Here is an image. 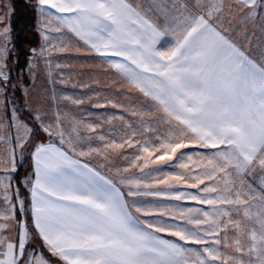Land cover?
<instances>
[{"label":"snow or ice","instance_id":"1","mask_svg":"<svg viewBox=\"0 0 264 264\" xmlns=\"http://www.w3.org/2000/svg\"><path fill=\"white\" fill-rule=\"evenodd\" d=\"M37 4L48 20L43 28L66 29L141 93L146 108L161 115L140 119L139 128L126 122L130 134L119 140L98 134L102 145L94 147L81 142L75 124L66 132L59 113L49 122L39 109L27 112L32 128L13 107L11 119L23 132L16 147L23 149L36 132H43L47 142L32 145V170L23 182L26 199L12 184L15 147L10 163L0 165V264H264V0ZM233 8L254 28L260 18L259 39L246 26L235 27ZM11 11L6 7L0 14V111L5 116L14 104L9 86L16 87L7 64ZM53 20L58 27H51ZM41 35L50 38L43 30ZM59 39L63 43L65 37ZM95 127L89 125L92 131ZM197 146L213 151H183ZM116 155L125 167H108ZM88 157L99 162L93 165ZM164 166L185 171L166 172ZM106 167L118 179L105 174ZM132 169L142 175L129 174ZM170 180L196 189L195 194ZM149 181L165 187L154 188ZM148 196L190 199L209 208H176L192 226L187 227L164 220L176 219L168 211L173 205L134 199ZM229 247L237 255L223 251Z\"/></svg>","mask_w":264,"mask_h":264},{"label":"rangeland","instance_id":"2","mask_svg":"<svg viewBox=\"0 0 264 264\" xmlns=\"http://www.w3.org/2000/svg\"><path fill=\"white\" fill-rule=\"evenodd\" d=\"M28 2L30 8L35 12V25L32 32L35 34L36 45L29 49L30 56L27 59V66L23 70L16 69L15 64H10L7 60V64L11 69L12 85H16L15 88H12L11 85L9 86L11 90L8 94V99L14 101V104L10 103L8 105L7 116H5L3 111H0V165L10 163V148L15 147L17 169L22 166L23 163L27 162L24 177L30 173L28 166L30 155L33 151L32 145L40 140L47 142V137L43 132H36L28 143L24 145L23 149L16 147V137L17 135H21L22 137L23 132L22 130L18 131L14 126V121L11 119L13 107H15L19 117L32 128H35V122L29 119L26 114L27 112L39 109L41 113L49 117V122H54L55 114L59 113L66 132L71 133L72 127L75 124L79 136L82 138L81 142L84 144L90 143L94 147L102 145V142L97 138L98 134H104L109 140H119L122 135L130 134L126 122H131L134 128H139L137 122L140 119L157 120L161 115L155 108H146L144 105L145 98L141 93L134 88H130L129 85L116 76L106 64L101 63L100 60L95 57V54L88 52L83 43L76 40L66 29L57 33L55 31H49L48 28H43V25L48 24V20L38 11L39 6L37 0H28ZM6 7H10L12 10L8 0H0V14L5 13ZM231 15L235 17L233 23L236 28L239 29L246 26L250 31H255L256 37L259 39V17L255 20L256 27L254 28L251 23L240 21L239 14L236 12L235 8L231 10ZM11 16L12 11L10 12V21ZM51 27H58L56 21H52ZM42 30L48 34L50 37L49 40L46 41L43 38L41 35ZM61 36L65 37L63 43H61L59 39ZM42 48L44 49L43 55L40 54ZM62 48L64 49L63 51L61 50ZM8 49L9 52L13 54L11 38L8 43ZM33 49L36 50L35 55L33 54ZM30 62L35 65L34 68L29 67ZM76 100L82 102L74 103L73 101ZM98 104L102 106L97 107L96 105ZM113 104L118 106L113 107ZM134 112L137 113V115H133ZM149 112L151 115L146 114ZM121 116H123L124 119H120L119 117ZM89 125L96 126L95 131H92ZM88 137H92V139L88 140ZM73 139H75V134H73ZM125 151L131 152V149H126ZM183 151L188 153L202 152L210 154L213 150L200 149L197 146ZM86 159L93 165L99 162V158L88 157ZM197 159V156L193 155V160ZM185 162H188L187 158H185ZM117 166L121 168L126 166V161L121 159L118 155L113 157V164L108 165V167L114 168ZM157 166L158 165H153L151 167ZM108 167L102 169V171L107 175L114 176V173L108 171ZM22 169L24 171V168ZM164 170L166 172L175 173L185 171L180 168H171L167 166H164ZM145 171L148 170L146 169ZM196 171L199 172L201 169L197 168ZM14 174L15 173H12V176ZM129 174H135L137 176L142 175L137 169H132ZM114 178L117 177L114 176ZM24 180L25 178L23 182ZM149 183L153 182L149 181ZM169 183H172L174 186L187 185L175 184V182L171 180ZM206 183L209 182L206 181ZM256 183L258 184V180ZM159 186L162 187L165 185L153 183L154 188H160ZM201 187H203V185ZM188 192L195 194L196 189L189 190ZM137 200L159 201L158 198L155 199V197L152 196L141 197V199ZM163 200H166L168 205L174 206L175 200L165 198L160 201ZM194 202L195 205L199 207L205 208L207 206L199 205L196 201ZM182 204H184L182 200L177 201L175 206L168 209V211L173 212L175 216L180 215L176 211V208H181ZM183 226L192 227L187 224ZM221 235H223V233H221ZM231 235L232 232L231 229H229L230 239ZM168 238L175 240L174 237L169 236ZM180 243L183 244V242ZM185 247L198 248L199 246L185 245ZM223 251L230 255H237L231 247L223 248ZM228 264H233V262L229 260Z\"/></svg>","mask_w":264,"mask_h":264},{"label":"trees","instance_id":"3","mask_svg":"<svg viewBox=\"0 0 264 264\" xmlns=\"http://www.w3.org/2000/svg\"><path fill=\"white\" fill-rule=\"evenodd\" d=\"M8 1L12 7L10 38L13 51L8 62L14 63L16 69L23 70L27 66V59L30 56L29 49L36 45L35 34L32 32L35 25V12L30 8L28 0ZM26 166L27 162L23 163L13 175L12 180L13 187L20 188L21 197L25 199L28 196L27 190L23 186Z\"/></svg>","mask_w":264,"mask_h":264},{"label":"crops","instance_id":"4","mask_svg":"<svg viewBox=\"0 0 264 264\" xmlns=\"http://www.w3.org/2000/svg\"><path fill=\"white\" fill-rule=\"evenodd\" d=\"M32 163H33V161H32V154L30 155V159H29V166H28V170L31 172V170H32ZM25 178V177H24ZM160 187V189H163L165 186H159ZM175 188H178L179 190H181V191H189V190H194V189H192V188H189L187 185L186 186H174ZM151 198V197H150ZM149 198V199H150ZM159 199V201H158V203H161V204H167V201L166 200H163V201H160L161 199H165V197H155V199ZM129 199H133V198H129ZM134 199H141V197H137V198H134ZM151 199H154V198H151ZM182 202L184 203V204H182L181 205V208H199V206L198 205H195V202L194 201H190V200H182ZM177 203V201L175 200L174 201V206H175V204ZM190 203V204H189ZM193 204H194V206H193ZM192 205V206H191ZM208 206H206L204 209L205 210H208ZM172 214L174 215V213L172 212ZM175 216V215H174ZM176 217V219L175 220H173L172 219V217H170V216H165L164 217V220L166 221V222H168V223H179V224H181V225H185L186 224V221H184V219H183V217H181V215H176L175 216ZM167 219H169V220H167ZM159 235H161L163 238H166V239H169L168 237V235L166 234V233H160ZM171 237V236H170ZM175 238V237H174ZM172 239V238H171ZM176 239V238H175Z\"/></svg>","mask_w":264,"mask_h":264}]
</instances>
